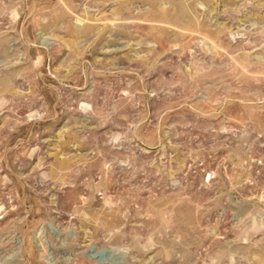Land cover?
<instances>
[{"label": "rangeland", "instance_id": "rangeland-1", "mask_svg": "<svg viewBox=\"0 0 264 264\" xmlns=\"http://www.w3.org/2000/svg\"><path fill=\"white\" fill-rule=\"evenodd\" d=\"M0 264H264V0H0Z\"/></svg>", "mask_w": 264, "mask_h": 264}]
</instances>
